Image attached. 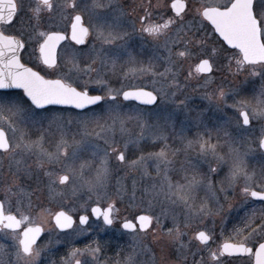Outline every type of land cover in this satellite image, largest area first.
Returning <instances> with one entry per match:
<instances>
[{"label": "snow or ice", "instance_id": "6c2138e0", "mask_svg": "<svg viewBox=\"0 0 264 264\" xmlns=\"http://www.w3.org/2000/svg\"><path fill=\"white\" fill-rule=\"evenodd\" d=\"M165 10L172 15H154ZM57 13L69 21L71 41L84 46L63 66L56 50L69 37L40 30ZM205 21L222 38L220 48L210 43ZM134 35L138 46L130 43ZM223 42L237 50L229 72L258 77V85L246 78L250 87L241 89L213 79L229 51ZM32 44L46 69L21 62ZM47 69L58 78L42 75ZM118 72L141 83L114 88ZM193 81L192 92L206 102L199 111L187 92ZM56 105L80 111L70 116L48 107ZM208 110L216 116L212 128L204 122ZM191 127L204 131L189 138ZM257 155L259 167H251ZM41 183L50 200H83L77 208L84 214H51L63 239L38 245L41 218L49 214L39 204ZM233 213L232 233L213 249L217 219L223 235ZM93 216L105 227L90 223ZM117 225L128 241L116 264H222L225 256L264 264V0H0V232L9 241L0 243V264H43L42 256L47 264H109L102 259L107 241H75ZM61 243L71 247L54 259Z\"/></svg>", "mask_w": 264, "mask_h": 264}, {"label": "rangeland", "instance_id": "374dc122", "mask_svg": "<svg viewBox=\"0 0 264 264\" xmlns=\"http://www.w3.org/2000/svg\"><path fill=\"white\" fill-rule=\"evenodd\" d=\"M65 15L67 16L68 13H65ZM25 19H27V17H25ZM69 21L67 19H61L59 14H55L54 15V18L49 20L47 18H45L44 20L41 21V25H40V30L41 31H51L52 29L54 30H63V31H68L69 30ZM137 27H139V25H137ZM91 39V38H90ZM131 44H133L134 46H138L139 43H140V38L139 36H136L134 35L133 36V39L132 41H130ZM149 49L151 48V45H146ZM84 46H81V47H78L76 45H74L73 43H71L70 41L66 42L65 45L62 46L60 52H59V55H58V63L61 64V66H63V60L64 58L70 54L71 51L73 50H76V49H81L83 48ZM136 50L138 51V47H136ZM27 56H25V58L31 63H33L34 65H37L38 67L40 68H43V69H46L47 67L43 66L42 63L37 59L38 57V48H37V45L35 44H32L28 49L27 51L25 52ZM31 54V55H30ZM161 54L162 53V50H161ZM142 59H146L147 57H141ZM126 59V57H125ZM25 60V61H27ZM121 64L124 63V60H121L120 61ZM185 68H187V64H185ZM66 70V69H65ZM127 69L125 68V71ZM160 71H163V67H160L159 68ZM54 70L53 69H47V71H44V73H47V74H51L53 73ZM185 75L187 74V72L185 71L184 73ZM51 75H54V74H51ZM55 76L58 77V74H55ZM247 78V77H246ZM246 78H241V79H235L234 81L233 80H230L229 82L227 81L225 83V86L226 87H238V88H241V89H248L250 87V85H247V82H246ZM220 82H223V81H220ZM111 83H112V86L114 88H119L121 87V85H127L129 83L131 84H140L141 81L140 80H136V79H132V80H125L123 78V76L121 74H118L114 77H111ZM143 83L144 84H147L149 83V79L147 77H145L143 79ZM196 87V84H195V81H193L190 85V87L187 89V92L192 94L193 95V101L191 102V106L194 107L197 111H199V106H200V102H201V99L199 97V94L198 93H193L192 92V89ZM14 92H17V93H21L20 91H14ZM243 95H249V93L245 92L243 93ZM181 99L183 98L182 96L180 97ZM239 98V97H238ZM121 99V98H120ZM203 102V101H202ZM124 104L128 105V104H131L133 106H135L136 104L135 103H127V102H124ZM229 103H232L231 100H229ZM204 104V107L206 106V102H203ZM53 110H64L65 111V115H70V116H74L76 115L79 111H76V110H72L70 108H56V107H49ZM148 109H151L149 107H146ZM201 109V108H200ZM209 113V114H207ZM230 113V112H229ZM195 113H193L194 115ZM184 119V116L181 114L178 118V121H177V126H176V130L179 131V120H183ZM204 122L208 125L209 128H212L213 125L215 124L216 122V116L215 114L211 111V110H208L205 112V115H204ZM130 128L133 129L134 132H137L139 131V129L135 128L134 125H129ZM36 130L33 129V132H35ZM204 129L203 127H200V128H197V127H191L190 129H188L186 131V135L189 137V138H192L195 136V134L197 132H203ZM34 138V137H33ZM215 142V141H213ZM149 143H151V141H149ZM168 143L173 147V148H179L181 147L180 143L178 141L176 142H173V139H170L168 141ZM161 147L163 145H160ZM147 150L149 151H158L159 149L158 148H148ZM129 151L131 153V156L130 158L131 159H135L136 158V155H138L139 153L137 152L136 148L132 145L129 146ZM193 156H194V153H193ZM259 156L257 158H254V159H250L249 160V164L251 167H259V164H260V160H259ZM84 159L87 160L89 159V157L87 155L84 156ZM180 160H183L184 157L183 156H180L179 157ZM7 164V161H5V165ZM206 171V167L204 169ZM124 173L122 172L121 175H123ZM153 175H155V173H153ZM175 178H178V177H174ZM127 183H130V179L126 181ZM36 185H33V187H35ZM40 188H41V191L37 194L39 196V204H40V207L42 208H46L49 210V214H45L44 217L41 218V222H42V225L44 226L45 228V233H49V234H52V233H59V231L56 229L55 225L53 224V221H52V215L51 214H54L56 210L58 209H66L68 212L72 213V214H80V213H83V211L79 210L77 208L78 204L79 203H83V200H80L78 199V197H64V198H56V199H52L50 200L49 199V196L47 194V191L46 189H44V185L41 183L40 185ZM201 195H203V193H201ZM33 200L35 201L36 200V197L34 196L33 197ZM120 207L123 209V205H120ZM72 209H77V211H72ZM39 208H35L33 210V218L35 219L37 217V214L39 213ZM236 216V213H233L232 216L229 218L230 222L228 224H226L224 226V230H223V235H220V232H221V228L219 226V220L217 219L216 221V224H217V227H216V240L219 242V244H221L222 242H224L228 237L229 235L232 233V227H233V224L236 223L237 221L233 219V217ZM78 223V222H77ZM90 223H92L93 225H99L100 227H103L101 226L100 224H98L96 221H91ZM208 225L209 227L211 226V221L209 220L208 221ZM70 231V230H69ZM122 230L118 228V225L117 226H114L110 229H105V231L103 232H107V233H112V234H120ZM98 232V231H97ZM92 232H89L88 234H90ZM87 234V235H88ZM86 235V236H87ZM86 236H80L76 239L75 241V246L76 247H83L84 245V239ZM49 238H53V237H48L47 239ZM119 238H121L119 236ZM124 238V242H127L128 241V237L127 236H124L122 237ZM60 239H63V237H61ZM237 263V262H236ZM239 264V263H237Z\"/></svg>", "mask_w": 264, "mask_h": 264}, {"label": "flooded vegetation", "instance_id": "af4514ba", "mask_svg": "<svg viewBox=\"0 0 264 264\" xmlns=\"http://www.w3.org/2000/svg\"><path fill=\"white\" fill-rule=\"evenodd\" d=\"M122 2L125 3V4H132L134 2V0H122ZM135 2L138 3L139 0H135ZM152 2L156 3L157 0H152ZM161 2L162 3H170V0H161ZM199 2L200 3H206V2H208V0H199ZM154 15L158 19L160 15H164L165 18H167V16L172 15V13L170 11H166L165 10V11H162V12H157ZM205 25H206L205 32H207L208 36L211 38L210 43L213 44L214 47L220 48L222 38L216 39V36H218V34L214 35L212 33L211 25H210L209 22L205 21ZM16 27H19V25H17ZM51 31H63V30H54V29H52ZM63 32H65L67 34V36L69 37L70 26H69V30L67 32L66 31H63ZM6 34H16V33H15L14 29H9ZM203 34L204 33L202 32L200 35H203ZM68 41H70L71 43H73L74 45H76L78 47L83 46V45L75 44V42L71 41V39L69 37L67 40L63 41L60 44V46L58 47L57 60H58V55H59V52H60L62 46L65 45V43L68 42ZM223 47L226 48V49H229V51L225 53V57L226 58H221V59L218 60L217 68L214 71L213 79H215L217 82L223 81L224 83H226L227 81L229 82L230 80L234 81L235 79L246 78L247 77V73L246 72L242 73V74H240L238 76H233L232 73L229 72L228 67H227L228 58H231L233 55H235L237 50H232L231 46L227 45L226 42H223ZM26 51H23L21 53V60H22L23 63H25V64H27V65H29L31 67H34L32 65L33 63H31V61L29 62L25 58V56H27L26 53H25ZM25 60H27V61H25ZM233 71H235V62L234 61H233ZM41 74L45 75L46 78H58L55 75H51V74H47V73H43V72H41ZM247 79L248 80H255L257 82V85L259 83V78L258 77H251V78L247 77ZM247 85H250V83H247ZM12 91H20V90H12ZM20 92H22V91H20ZM93 94H98V93H93ZM124 102L137 104L134 101H132V102L124 101ZM144 107L151 108V106H144ZM200 108H204V104H203L202 101L200 102L199 110H200ZM72 110H75V109H72ZM207 114H209V113H207ZM228 114L232 115L231 112L228 113ZM258 128H259V125H257L256 134H258ZM258 156L259 155H257V158H258ZM259 160H260V158H259ZM118 207H120V205H118ZM60 210L61 209H58L55 212L60 211ZM63 210L67 211L66 209H63ZM70 214H72V213H70ZM82 214H84V213H80L78 215H76V214H72V215L74 216V218H77L79 215H82ZM123 214L124 215H129L127 212H125ZM129 218H131V216H129ZM52 221H53V217H52ZM91 221H96L98 224H100L101 226L105 227L103 225L102 221H97L94 217L91 218ZM77 222H78V220H77ZM53 224H54V221H53ZM110 228H112V227H110ZM110 228L106 227L105 229H110ZM119 236H120V234H115V233L112 234V233H107V232H92V233L88 234L85 237L84 244L91 242V240L93 238H98L101 241H107L108 243L105 245L104 254L102 256V259H108L109 260V264H116V260L120 256L123 255L122 249L126 247V242H124V238H122L121 236H120L121 238H119ZM48 237H53V238L47 239ZM61 237H63V233H61L60 231H59V233H52V234L44 232V233L41 234L40 238L38 239L37 244L38 245H43V244L47 243V241L50 240V239H56V238H61ZM0 243H9V241L4 239V233L3 232H0ZM218 245H220V244L216 240V238L214 237V242L211 243V247L213 249H215ZM70 247H71V245H66L64 243L56 245L55 248L53 249V253H54L53 258L54 259H59V257H61V256L66 254V252L68 251V249ZM202 255H204L205 258L207 259V253L206 252L202 253ZM197 259H199V256L197 257ZM42 261H43V264H47V260H46V258L44 256H42ZM221 261H222V264H237V263H239V264H253L252 258H249V257L235 258V257H226L225 256V257H221Z\"/></svg>", "mask_w": 264, "mask_h": 264}, {"label": "water", "instance_id": "95a60500", "mask_svg": "<svg viewBox=\"0 0 264 264\" xmlns=\"http://www.w3.org/2000/svg\"><path fill=\"white\" fill-rule=\"evenodd\" d=\"M71 36V33L69 34V37ZM65 41V40H64ZM63 41H61L60 42V44L62 43ZM60 44L58 45V47L60 46ZM58 47H57V50L56 51H58ZM21 62H22V60H21ZM23 63V62H22ZM27 66H29V65H27ZM29 67H31V66H29ZM47 67V66H46ZM48 79H56V78H48ZM16 90H19V89H16ZM22 91V90H21ZM135 102V101H134ZM136 103H138V102H136ZM48 107H60V108H72L71 106H64V105H56V106H48ZM73 109V108H72ZM75 110H77V111H80V110H78V109H75ZM94 217V216H93ZM95 218V217H94ZM96 219V218H95ZM53 221H54V218H53ZM54 224H55V221H54ZM59 230V229H58ZM60 231V230H59Z\"/></svg>", "mask_w": 264, "mask_h": 264}, {"label": "trees", "instance_id": "16d2710c", "mask_svg": "<svg viewBox=\"0 0 264 264\" xmlns=\"http://www.w3.org/2000/svg\"><path fill=\"white\" fill-rule=\"evenodd\" d=\"M35 68H37L38 70H40L41 68V66L40 67H38L37 65H34V64H32ZM41 72H43L44 73V71H41Z\"/></svg>", "mask_w": 264, "mask_h": 264}]
</instances>
